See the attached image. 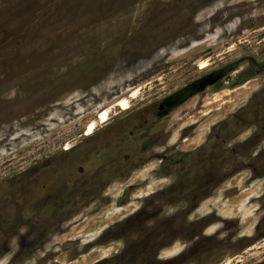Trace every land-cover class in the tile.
I'll return each mask as SVG.
<instances>
[{
    "label": "rangeland",
    "instance_id": "1",
    "mask_svg": "<svg viewBox=\"0 0 264 264\" xmlns=\"http://www.w3.org/2000/svg\"><path fill=\"white\" fill-rule=\"evenodd\" d=\"M263 132L264 0H0V264H264V170L246 152ZM109 143L140 166L95 183ZM72 172L73 208L48 203L60 185L25 213Z\"/></svg>",
    "mask_w": 264,
    "mask_h": 264
},
{
    "label": "flooded vegetation",
    "instance_id": "2",
    "mask_svg": "<svg viewBox=\"0 0 264 264\" xmlns=\"http://www.w3.org/2000/svg\"><path fill=\"white\" fill-rule=\"evenodd\" d=\"M217 73L218 72H209L205 75H203L201 78H199L198 80H196L195 82L191 83V84H188L187 86H185V88L177 91L176 93L168 96V97H165L163 98L162 100H160L157 104H156V113L159 117L165 115L169 109H170V105L172 103H177L178 101H180L182 98V100L180 102H184L185 96H187L189 93H192L194 91L197 90V87L199 84H201L203 81L205 82L206 80H212L213 78H216L217 79ZM216 79L214 80V82H216ZM197 81H200V82H197ZM198 92V91H197ZM185 97V98H184ZM250 127V125H248ZM247 127V128H249ZM246 128V129H247ZM136 129V128H135ZM138 129V128H137ZM136 129V130H137ZM145 129H143L144 131ZM151 130V127L149 128V131ZM245 130V129H243ZM242 130V131H243ZM130 134V137L134 136L135 135V132L133 130H130L129 132ZM240 135L237 134V135H233L230 140H234L236 139V137ZM254 134L251 135L249 138H248V144L249 142L253 141L254 140ZM119 144H123L124 143V140H123V143H122V138H120V136H117L115 137ZM156 140V139H155ZM154 138H153V141H155ZM213 140V139H212ZM259 140V139H258ZM153 141H150V138H148V141H145L142 143V145L140 146V149L137 154L138 155H142L143 153H145L146 151H148V149H150L151 147H153L154 145V142ZM235 143V142H233ZM112 145L111 143L106 144V148H103V149H98L94 152V154L90 157L91 159L92 158H97V157H101V160H100V163H99V166L98 168H103V169H100L98 174L96 175L97 179L95 180V183H100V182H103V183H106L108 182V180L113 177V176H122L125 174V172H127L128 170H132L138 166H140L138 163L139 161H137L136 159V156H129L128 153L124 154V155H121L119 152L121 151L120 149H115L113 150V148L110 146ZM201 145H205V147H209L210 145V140H208V137L205 139V141L201 144ZM67 146H71V145H68ZM249 149V148H248ZM246 149V150H248ZM116 151V152H115ZM168 158V157H167ZM165 158H163L161 161H164ZM167 160H171L170 158L167 159ZM91 162V160H90ZM166 165V164H165ZM174 165L175 163H172L168 161V165L166 166L167 169H170L168 172H165L164 174H170L174 171ZM89 167H91L89 165ZM87 171V172H86ZM87 173H89V170L88 168L86 169H83V167L79 166L78 169H77V174L78 175H83L84 177H87ZM92 173V172H91ZM224 173V172H223ZM221 173V175L223 174ZM231 173V172H230ZM128 174V173H127ZM71 176L68 177L67 181L64 180V181H60V179L56 182L57 185L54 186V185H41V187L37 188V191L35 192V197H28L27 201H26V208H25V213L26 214H31V213H34L32 210L30 211V207L31 206H28L27 203H29V205H33L34 203V200L33 198H35V204L37 203H40L39 201H37L38 199H40L42 197V195L44 194V192H48L50 189L53 190V189H56V188H59L60 185L63 186L65 188V192L63 194L61 193H49V197L51 198V200L48 202V203H52L54 205L53 207V210L57 213L60 212V209L62 210H66L67 208H71L70 205H72V208H73V204H75V201L73 198H70L71 195L73 192H75V187L76 185L78 184H86V180L87 179H83L81 180L78 179V180H74L72 178L73 176V172L70 174ZM231 174H228L227 176H224V177H228L230 176ZM59 182V183H58ZM62 183V184H61ZM169 186H166L165 188H162L161 189V192L160 194H157V195H160V196H164L165 198L169 199L171 198V195H172V190H165L167 189ZM215 187V185L212 187V189ZM85 188V187H84ZM43 189V190H42ZM211 189V190H212ZM196 192V190H194ZM53 192V191H52ZM47 197V196H46ZM32 199V200H31ZM47 203V204H48ZM199 204V202L197 203V205ZM197 205L195 206V209H197ZM36 207V206H35ZM194 209V210H195ZM24 213V214H25ZM139 215V213H137ZM200 244H202V241L200 242ZM167 259V258H166ZM165 260V259H164Z\"/></svg>",
    "mask_w": 264,
    "mask_h": 264
},
{
    "label": "bare ground",
    "instance_id": "3",
    "mask_svg": "<svg viewBox=\"0 0 264 264\" xmlns=\"http://www.w3.org/2000/svg\"><path fill=\"white\" fill-rule=\"evenodd\" d=\"M208 60H201L200 65L202 67H206L208 65ZM140 87H135L130 91V94L127 96L120 97L117 102L114 104V106H123L124 108H128L131 105V100L133 97H136L139 93ZM224 94V93H223ZM112 106H105L100 110V112L97 114L102 121H107L110 117ZM99 125L98 121L93 118L88 123V133H93L96 129V127ZM230 261V260H229ZM224 264H230V262L226 261Z\"/></svg>",
    "mask_w": 264,
    "mask_h": 264
},
{
    "label": "crops",
    "instance_id": "4",
    "mask_svg": "<svg viewBox=\"0 0 264 264\" xmlns=\"http://www.w3.org/2000/svg\"><path fill=\"white\" fill-rule=\"evenodd\" d=\"M246 130V129H245ZM244 131V130H243ZM243 131H240V134H242V132ZM254 133V132H253ZM253 133L252 134H250L249 136H248V138L251 136V135H253ZM264 133V132H263ZM247 153H249L248 155V160L249 161H253L254 159H252L255 155H258L259 157H258V159L254 162V168L256 169V171L257 172H260V171H263L264 170V134L262 135L261 134V137L259 138V142H258V145L257 146H255V147H250L247 151H246ZM260 153H263V154H259ZM252 170V169H251ZM225 170L224 169H222L221 170V173H223ZM239 171H241V169L240 170H238L237 172H239ZM252 173V172H251ZM239 175H241V174H239ZM258 176H260V177H258V178H261V179H264V173H262L261 175H258ZM239 176H237V177H234L233 179H236L237 181L242 177H240L239 179H237ZM231 179H232V175H230V176H228V177H222V179L221 180H219L218 181V183H217V187L215 188V190L219 187V186H221V185H224L227 181H231ZM230 187H232V188H235V187H239V186H237V185H233V186H230ZM230 189V188H229ZM214 190V189H213ZM237 192H238V189L236 190Z\"/></svg>",
    "mask_w": 264,
    "mask_h": 264
},
{
    "label": "water",
    "instance_id": "5",
    "mask_svg": "<svg viewBox=\"0 0 264 264\" xmlns=\"http://www.w3.org/2000/svg\"><path fill=\"white\" fill-rule=\"evenodd\" d=\"M216 78H213L212 80H206L205 82L203 81L201 84H199L198 85V87H197V90L196 91H194V92H192V93H189L187 96H185V97H190V96H192L193 94H195L197 91H200L201 89H203L204 88V86H205V84H211V83H213L214 82V80H215ZM197 82H200V81H197ZM184 97V98H185ZM183 99V98H182ZM181 99V100H182ZM180 100V101H181ZM180 101H178V102H180ZM175 103H172L169 107H171V106H173Z\"/></svg>",
    "mask_w": 264,
    "mask_h": 264
},
{
    "label": "trees",
    "instance_id": "6",
    "mask_svg": "<svg viewBox=\"0 0 264 264\" xmlns=\"http://www.w3.org/2000/svg\"><path fill=\"white\" fill-rule=\"evenodd\" d=\"M246 126H248V124L246 125ZM247 127H245L244 129H246ZM243 129H241V130H239V131H237V132H234V136L235 135H237V134H239L240 133V131H242ZM264 133H262V135H263Z\"/></svg>",
    "mask_w": 264,
    "mask_h": 264
}]
</instances>
